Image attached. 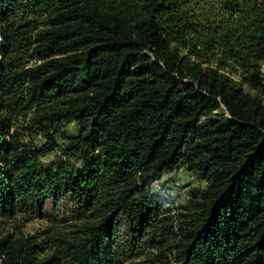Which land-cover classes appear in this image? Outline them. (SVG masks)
<instances>
[{"label":"trees","instance_id":"1","mask_svg":"<svg viewBox=\"0 0 264 264\" xmlns=\"http://www.w3.org/2000/svg\"><path fill=\"white\" fill-rule=\"evenodd\" d=\"M209 2L0 0V264H264V0ZM63 194L80 220L25 234Z\"/></svg>","mask_w":264,"mask_h":264},{"label":"rangeland","instance_id":"2","mask_svg":"<svg viewBox=\"0 0 264 264\" xmlns=\"http://www.w3.org/2000/svg\"><path fill=\"white\" fill-rule=\"evenodd\" d=\"M211 9L218 13L220 0H210ZM264 73V66L262 68ZM233 77L239 79V75L234 73ZM82 86L79 84L75 91H81ZM220 116H228L225 109L216 112ZM216 116L204 118L201 120L202 125L216 121ZM15 129H18L21 137L26 142H32L37 146L42 145L45 139L41 133L31 126L30 120H19L15 123ZM30 127V129H27ZM74 125L69 124L66 130H74ZM61 141V140H59ZM56 152L53 151L41 158L43 163H50L55 159ZM204 182L198 179L195 175L187 172L185 169L174 171L172 173L163 174L156 182L149 185L147 188L150 191L156 202L161 204V209L167 216L177 217L182 213V208L190 200V191L194 188L203 187ZM79 219V212L73 204L71 197L63 194L59 197H52L42 208V214L25 225L24 233L27 235H35L44 230L53 229L54 227L65 228L68 225H74ZM117 246L121 247L126 243L128 236V226L123 217L119 218L117 223Z\"/></svg>","mask_w":264,"mask_h":264}]
</instances>
